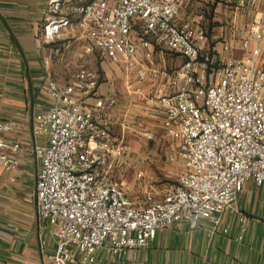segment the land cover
<instances>
[{
    "label": "built area",
    "instance_id": "1",
    "mask_svg": "<svg viewBox=\"0 0 264 264\" xmlns=\"http://www.w3.org/2000/svg\"><path fill=\"white\" fill-rule=\"evenodd\" d=\"M258 1L239 0L237 7ZM62 2L47 0V12L62 14ZM78 3L87 51H98L102 60L122 69L128 89L133 88L132 74L141 83L163 80L147 101L163 107L164 129L175 142L168 160L179 161L182 169L161 200L148 193L141 205L132 202L115 175L129 146L96 118V110L107 106L95 95L98 75L83 68L75 83L59 86L47 73L54 103L33 119L34 133L47 136L45 145L33 148L40 158L38 221L56 240V251L47 258L54 264H92L101 251L116 264H139L138 251L149 249L158 231L184 224L194 230L208 220L207 234L214 236L226 213L237 217L236 240L241 241L251 220L238 207L240 194L253 182L264 198V64L258 61L264 10L241 39L244 54L215 59L207 47L205 16L185 17L186 0ZM68 24L66 18L52 17L45 34L53 36ZM223 49L230 48L225 44ZM157 51L182 62L172 69L156 66ZM86 94H92L93 106ZM16 129L15 120L0 119V166L7 171L18 166L15 153L21 146L3 135ZM228 232L224 227L223 233Z\"/></svg>",
    "mask_w": 264,
    "mask_h": 264
},
{
    "label": "crops",
    "instance_id": "2",
    "mask_svg": "<svg viewBox=\"0 0 264 264\" xmlns=\"http://www.w3.org/2000/svg\"><path fill=\"white\" fill-rule=\"evenodd\" d=\"M238 2L186 0L185 17L201 13L205 16V25L211 31L207 47L215 59L241 57L244 54L241 39L248 34L254 17L264 10V0L242 10L237 7ZM62 4L63 13L53 16L46 10L47 0H0V119L17 122V129L4 134L3 139L21 146L15 153L18 166L10 171L0 166V264H54L47 254L56 251V240L40 228L37 216L35 184L40 158L33 152L34 146L45 145L47 140V136L34 133V114L54 103L46 81L47 73L54 76L59 86L75 83L76 75L83 68L98 75L95 95L102 97L107 105L105 109L96 110L98 124L113 138L126 142L129 146L126 156H136L137 150L135 140L126 141L125 136L137 131L141 123L145 122V127H150L152 132L153 126H157L167 134L163 126V107L147 101L163 80L141 83L132 75L133 88L125 85L124 94L119 97L116 77L107 70L100 80L94 53L87 51L89 40L78 25V0H63ZM52 17L66 18L69 24L49 36L44 26ZM225 44L230 48L228 51L223 49ZM155 56L161 57L163 65L160 67L167 69L182 62L171 53L157 51ZM258 61L264 64V36ZM139 62L151 65L145 60L139 59ZM84 97L93 106L92 94ZM174 150L173 147L168 154ZM147 170L146 166L131 169L124 159L116 167L115 175L135 204L141 205L148 193L157 200L163 197L157 184L151 185ZM139 172H142L140 177ZM238 207L251 220L241 241L236 240L237 217L226 213L214 236L207 234L208 220L203 221V227L194 230L184 224L178 229L158 231L151 247L138 251L139 264H264L262 189L248 182L239 196ZM224 227L229 228L228 234L223 233ZM92 264L116 262L99 251Z\"/></svg>",
    "mask_w": 264,
    "mask_h": 264
},
{
    "label": "rangeland",
    "instance_id": "3",
    "mask_svg": "<svg viewBox=\"0 0 264 264\" xmlns=\"http://www.w3.org/2000/svg\"><path fill=\"white\" fill-rule=\"evenodd\" d=\"M209 29L210 28L207 26V37L211 35ZM93 53L95 56L94 65L100 74V80L105 77V71L110 70L116 77L117 84L119 85V91L117 93L118 96L121 97L124 94L123 89H125L126 85V75L122 69L113 65L111 62H103L96 50H94ZM158 57L154 56L153 63L156 66H162L161 57ZM144 123L145 122L141 123L137 131H130L128 134L129 136L126 134V141H130L131 138L135 140L134 147H136L137 153L136 156H125L124 160L131 169L146 166L148 169L147 175L150 174L148 177H150L149 181L152 183L151 185L157 184L158 191H164L167 186L174 183L175 173L182 169L179 161L177 162L176 160V162H171L168 160L167 154L169 151L173 150V147L175 148V142L170 136L164 133V130L157 126H153L152 132L151 128L149 127V129H147ZM147 133H151V136H148ZM143 146L147 148L145 149Z\"/></svg>",
    "mask_w": 264,
    "mask_h": 264
}]
</instances>
